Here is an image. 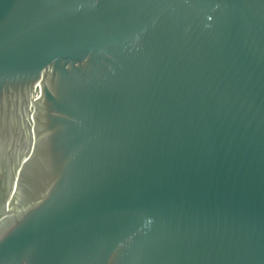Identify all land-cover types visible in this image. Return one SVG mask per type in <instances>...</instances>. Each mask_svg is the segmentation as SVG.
Listing matches in <instances>:
<instances>
[{
    "label": "water",
    "instance_id": "water-1",
    "mask_svg": "<svg viewBox=\"0 0 264 264\" xmlns=\"http://www.w3.org/2000/svg\"><path fill=\"white\" fill-rule=\"evenodd\" d=\"M0 264H264V0H0Z\"/></svg>",
    "mask_w": 264,
    "mask_h": 264
}]
</instances>
